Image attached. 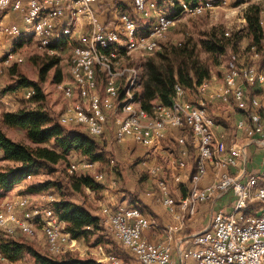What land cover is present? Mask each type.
<instances>
[{
    "label": "built area",
    "instance_id": "2783aa9c",
    "mask_svg": "<svg viewBox=\"0 0 264 264\" xmlns=\"http://www.w3.org/2000/svg\"><path fill=\"white\" fill-rule=\"evenodd\" d=\"M100 1L0 0V50L7 51L9 56L12 54L13 50L7 49V42L18 30L25 26H31L30 17L41 8H49V15L38 24V27H45L46 37L49 34H55L60 28H67L69 31L70 20L79 19V28L76 34L78 36V31H85L84 40L87 41L89 54H93V50H105V52L114 55L116 51L136 46L141 40L148 39L150 35H139L137 43L125 45V31L129 25L127 14L130 12L120 11L111 21L102 22L99 12L94 7ZM200 6L223 8L225 0H219L215 4H202L201 0H183L182 12L190 14L193 8H200ZM131 8L133 13L139 15L137 2L131 4ZM155 10L162 13L161 9L155 8ZM12 15H15V18ZM82 15H89V22H82ZM162 16V25L171 24V20H166V13H162ZM142 18L146 19V17ZM16 19H19L20 22H17ZM43 46L46 47V45ZM68 47L69 44L66 42L65 48ZM230 54L232 57V53ZM81 67H84V74L77 75L79 77L77 87L80 88V96H83L81 109L90 110V105H101V112L94 113V118L79 116V110L62 108L59 112H63V117H71L72 121L90 120L94 127L100 130L99 138H104L108 132H111L115 143L132 139L138 145L156 147L163 142L167 135H157L158 125L170 123L171 129H183L184 125L190 127L197 150L196 160L200 162V171L195 180H190L188 195L179 202L178 209L177 206L169 205V198L173 197L170 195L168 183L161 179L157 181L163 203L168 206L175 220V223L169 227L170 239L172 233L185 224L186 217L196 213L198 203L220 198L227 192L233 194L234 200L230 209H217L212 216L210 225L194 235V247L182 250L181 257L194 259L197 264H242V262L264 264V175L250 174L242 178L227 171L228 167L238 165L240 157L244 154V149H237L235 146L222 148L224 140L215 134L214 118L208 112L204 93H198V97L194 99L190 98L189 91L186 89V95H179V88L185 87L176 84L173 101L178 104V113H174L173 119H164L163 116L159 120H151L150 111L147 115H137L133 111V119L149 120V128L140 127L139 131H132L129 127L128 131H120L118 120L121 119L112 118L115 101L100 103L99 78H91V71H100L101 77L102 70L93 69V65ZM245 70L255 71V79L245 78ZM223 79L222 96L211 97L209 94V98L223 103H232L240 112L251 111V116L254 117V125L251 129H244V120L242 119L237 122V127L242 130L254 131V142L264 149V117L261 113L263 104L258 96H250L248 92L249 87L259 90L264 87V49L256 52L250 60H244V63H233L232 69H227V72H224ZM107 83L112 84V71H109ZM60 85L65 89L64 99H68L66 83L60 82ZM59 121L62 123V120ZM136 134H146V143L136 142ZM177 140L180 150L176 164L184 166L189 152L186 141H180V136ZM208 148H215V160H207ZM209 162L216 163L220 169L219 175L213 183L200 187L199 182L206 173ZM89 163L93 162H85L84 167L89 168ZM159 169L158 166H153L149 169V173L156 176L160 172ZM98 177L101 180L103 176L98 175ZM174 181L177 182V175L174 177ZM243 205H252V213L242 215L240 206ZM104 208V216H113L117 220V230H111L113 234L116 236L117 233H124L131 238V246L126 249L134 255L139 264L172 263L173 252L169 243H165V247L161 250H153V242L144 239L143 231L150 226V220L137 218L135 212L123 205H120V211L117 212H110L109 206ZM1 219H10V226L31 222L34 230L41 234H53L52 224L55 221L64 222L54 219L48 213L46 203L40 206V215H33L32 209L18 212L17 207L15 212L1 210ZM131 226H138V234H131ZM0 229L7 232V227H0Z\"/></svg>",
    "mask_w": 264,
    "mask_h": 264
},
{
    "label": "rangeland",
    "instance_id": "374dc122",
    "mask_svg": "<svg viewBox=\"0 0 264 264\" xmlns=\"http://www.w3.org/2000/svg\"><path fill=\"white\" fill-rule=\"evenodd\" d=\"M177 1L164 2L167 12L174 15L176 19L174 25L159 41L160 47L152 53H137L132 56L131 62L138 68L140 75L136 90L138 100L146 79L147 63L150 59H156L159 53H163L165 47L168 51H171L168 54L176 63L190 54L192 59L197 60L196 66H199L201 70L204 68L209 70L210 77L201 84L206 87L204 93L207 94L213 91L217 87L216 85L223 80L230 53L240 54L242 61H244L247 59L248 52L257 46L251 44L254 42V35L248 23L247 13L251 6H258L262 9L264 0L225 2L223 8L215 7L211 11H205L199 15L183 13L182 5L178 4ZM263 15L264 13L260 12V25L264 33V20L261 22V19L264 18ZM139 24L147 27L148 23ZM25 36L21 42L13 47L15 56L12 61L9 64L0 63V126L13 140L33 146L34 144L29 141L25 131L5 126L2 122L3 115L7 112L33 109L39 104L31 98H26L28 88L31 87L14 89L13 85L17 83L20 77L39 82V86L45 94V100L40 102L43 109L48 110L51 115L55 114L57 116L66 103L63 97L64 86L60 85V82L67 85L71 81L68 64L70 51L68 48L63 49L59 46L40 48L34 32H28ZM262 43H264V36ZM213 44L223 46L225 50H207V45ZM51 61H55V66L42 75L41 69ZM5 89H8V91L4 94ZM199 90L200 85L197 84L189 87L190 98L196 99ZM65 127L71 130L76 128L72 126ZM106 136L104 139H99L104 142L97 150L100 158L94 161L89 168L84 167V163L88 160L80 152L74 151L67 154L66 159L58 163L43 162L36 172L26 175L20 182L16 183V186L15 184L12 186L15 192L5 191L0 187V212L3 210V201L7 197L21 195L37 198L40 194L53 193L57 200L66 199L77 204L86 205L89 209L98 211L100 214L106 199V194L103 191L108 187L110 188V185L111 188L116 184L119 186L124 185L125 177L126 180L128 179L127 181H131L132 176L137 178L141 175L139 178L140 183L148 177L147 173L138 172L140 159L132 153L133 149L131 148L137 147L134 141L125 139L115 143L110 132ZM43 145L53 147V142L44 143ZM123 145L128 151L123 148ZM16 166V163L3 160L0 157V170ZM88 174L94 177L98 188L91 189L83 186L80 190H76L72 187L75 179ZM95 174H102V179L97 180ZM99 219L97 228H91V232L86 237L71 240V246L67 251L54 255L56 259H93L97 263L112 264L109 261H98L97 258L103 252L105 255L111 254L118 258H125L126 251L124 253L121 243L109 228L108 222L102 216V213ZM19 237L16 236L15 238L18 239V242L33 245L40 253L53 255L47 251L46 246L44 247L40 237L32 240L22 238L21 235ZM8 241L11 240L8 239ZM8 241L6 240L1 244ZM0 264L39 263L33 254L25 249L19 259L7 258V261H0Z\"/></svg>",
    "mask_w": 264,
    "mask_h": 264
},
{
    "label": "bare ground",
    "instance_id": "6f19581e",
    "mask_svg": "<svg viewBox=\"0 0 264 264\" xmlns=\"http://www.w3.org/2000/svg\"><path fill=\"white\" fill-rule=\"evenodd\" d=\"M167 0H132L133 4L138 3L139 15L149 19L147 27L141 26L139 22L127 14L128 26L125 31V45H134L139 41V35L148 36V39L141 40L136 46H130L126 49L116 51L114 55L105 50H93V54H89L87 49V41L85 38V31H78L79 19L70 20L69 31L67 28H60L55 34H49L46 37L45 27H38L44 19L49 15V8H41L33 13L30 17L31 26H25L18 30L13 36L16 37L15 43L7 46L8 50H13V47L26 37L28 32H34L38 39V45L40 48L48 47H62L66 46V42L69 44L70 58H69V74L71 81L66 85V91L68 93L69 102L64 105L63 108L71 110H79V116H85L86 118H94V113L101 112V105H90V110L81 109L83 105V96H80V88L77 87L79 84V77L77 75L84 74V67L93 65V69L102 70L101 77L100 71H91V78H99V102L109 103V101H115L113 105L112 118L121 119L118 120V129L120 131H128L131 127L132 131H139L141 128H149V120H137L133 119V111L137 115H147L150 111L151 120H159L164 116V119H173L174 113H178V104L172 102L170 105H165L160 102H154L149 110L142 109L140 101L138 100L137 87L139 85V71L138 68L131 62L132 56L137 53H152L160 47L159 41L163 38L166 32L174 25L176 17L167 12L164 2ZM202 4H215L219 0H201ZM237 2L239 0H225V2ZM152 2V3H149ZM178 4L182 5L183 1ZM155 8L161 9L162 13H166V20H171V24H163L162 13H159ZM215 7L211 6H200V8H193L191 14L199 15L205 11H211ZM140 17V16H139ZM89 22V15H82V22ZM262 22V21H261ZM161 27V29H160ZM43 45H46L43 46ZM67 49V48H65ZM259 50L253 47L247 55L246 60H250L254 57V54ZM4 52V55H3ZM15 54L9 56L7 51L0 50V63L9 64L14 58ZM240 54L232 53L229 56L226 63L227 69H232L233 63H244ZM109 71H112V84H108ZM245 78L255 79V71L245 70ZM109 91V92H108ZM34 94L32 88H28L26 98L30 99ZM108 94V95H107ZM179 95H186L184 88H179ZM65 96V89L63 87V97ZM222 96V89L212 93V97ZM121 98V99H120ZM168 111H165L167 110ZM247 113L248 122L246 129H251L254 125V117L251 116V111H244ZM62 120V123L59 121ZM58 121L63 126L81 127L86 130L90 135L100 137V130L94 127L90 120L78 119L72 121L71 117H63V112H59ZM213 126L215 122L213 120ZM171 129L170 123H163L157 126V135L166 134L167 130ZM249 136H254V131L246 130ZM180 141H185V138L180 137ZM136 142L146 143V134H136ZM222 148H225V143L222 141ZM215 158V148H208L207 160H213ZM93 163H89L91 167ZM200 162L197 161V171L192 176L191 180H195V177L199 175ZM99 176L102 174H95V178L99 180ZM264 175V172L263 174ZM19 198V204H18ZM57 198L53 193L40 194L37 198L25 197V196H11L7 197L3 201V210L8 212H15L18 207V212H25L27 209H32L33 215H40V206L46 203V209L48 213L53 216L54 219L60 220L58 213L55 209V202ZM123 205V204H122ZM169 205H174L173 198H169ZM130 211L136 213L137 218H145L150 220L145 213L135 206H127ZM110 212L120 211V205L115 208H110ZM103 215H105V208L102 209ZM240 213L242 215H249L252 213V205L240 206ZM1 215V212H0ZM109 228L111 230H117V220L113 216H106ZM0 227H7V232L4 229H0V244L6 239L14 236H26L28 238H35L40 232L34 230V226L31 222H24L23 224H14L10 226V219H1ZM53 234H41L43 235L45 246L48 252L53 255L67 251L71 246V239L68 233L64 230V223L62 221H55L52 224ZM66 234V235H64ZM131 234H138V226H131ZM124 248L131 246V238L124 233H117L115 236ZM165 247V244L153 243V250H161ZM264 249V242H263ZM115 255L109 256V261L115 264ZM0 261H7L6 257L0 252ZM116 264H120V260L116 259ZM242 264H251L250 262H242Z\"/></svg>",
    "mask_w": 264,
    "mask_h": 264
},
{
    "label": "trees",
    "instance_id": "16d2710c",
    "mask_svg": "<svg viewBox=\"0 0 264 264\" xmlns=\"http://www.w3.org/2000/svg\"><path fill=\"white\" fill-rule=\"evenodd\" d=\"M260 12L261 9L258 6H251L247 13L248 23L254 35V42L251 44L257 45L258 47L256 46V48L258 50L264 49V43H262L264 33L260 25ZM206 48L209 51L225 50L223 46L216 44L207 45ZM164 49L165 51L167 50L166 47ZM165 51L159 53L156 59H150L147 63L146 79L139 98L140 105L144 110H149L154 102L170 105L174 97L176 84L182 85L186 90L193 84L201 86L202 82L210 77L209 70L206 68L201 70L199 66H196L197 60L192 59L190 54L176 63L168 54L171 51L167 50L166 53ZM55 64V61L47 63L41 69V74L43 75ZM19 87H31L34 91L31 99L39 104L29 110L7 112L3 115L2 122L5 126L25 131L27 138L34 145H26L13 140L0 126V157L3 160H9L17 164L16 167L0 170L1 188L5 191L10 190L14 184L20 182L26 175L36 172L43 162L58 163L66 159L67 154L71 151L80 152L88 162H94L100 158L97 150L104 142L99 139H104L105 137L92 136L81 127L71 130L58 123V114L57 116L55 114L51 115L48 110L43 109L40 103L45 100V94L39 86V82L20 77L17 83L13 85L14 89ZM7 91L8 89H5L4 94ZM183 131L194 141L189 126L184 125ZM51 141L53 142V147L43 145ZM83 186L91 189L98 188L96 180L91 174L82 175L72 183V187L76 190H80ZM122 191L123 194L120 201L127 200V190L123 188ZM122 204L124 205L121 202L117 206ZM125 205L132 206L131 201H128ZM55 209L59 219L64 221V230L69 234L71 240L88 236L91 228H97L100 220L98 216L93 215L85 206L66 199L57 200ZM15 238L16 236L6 238L3 242L8 241V239L11 241L0 244V252L6 259H19L21 253L26 249L33 254L39 264H101L93 259L66 258L59 260L54 255L40 253L33 245L18 242V239ZM22 238L34 239L26 236ZM19 239L21 240L20 237Z\"/></svg>",
    "mask_w": 264,
    "mask_h": 264
},
{
    "label": "crops",
    "instance_id": "0c3cea01",
    "mask_svg": "<svg viewBox=\"0 0 264 264\" xmlns=\"http://www.w3.org/2000/svg\"><path fill=\"white\" fill-rule=\"evenodd\" d=\"M167 1L169 2L170 0ZM181 1L183 0H178L177 2L179 3ZM131 4H133L132 0H101L98 4H95L94 7L96 8V11L99 12L102 22L107 20L111 21L116 17L118 12L126 11L130 12L131 16H133L139 23H149V19H144L140 15L133 13L131 10ZM261 13H264V5L261 9ZM12 17L15 18V15H12ZM16 20L17 22H20L19 19ZM263 20L264 18L261 19L262 22ZM15 40L16 37L13 36L7 42V46L11 45L12 42L15 43ZM223 80L216 85L217 87L213 91H210L207 94L204 93L206 87L203 85L200 86L198 92L204 93L208 112L214 118L213 120L216 125L215 134L217 137L224 140L225 148L235 146L237 149H244V154L240 157L238 165L228 167L227 171L231 174H237L242 178L250 174L261 176L264 172V149L254 142V136H249L246 133V130L237 127V122L242 119L244 120V129H246L248 122L247 113L238 111L232 103H223L209 98V94L212 97V93L221 89ZM263 88L259 90L257 88L249 87L248 92L250 96H258L261 99L263 104L261 113L264 117ZM197 97L198 96H196V98ZM68 102L69 101L66 100V103ZM166 134L163 142L156 147H145L134 142L137 147L131 148L133 149L132 153L140 159L138 172L147 173L148 177L141 183L139 182L140 175L137 178L132 176L131 181H127L128 179L126 180L125 177L124 185L119 186L116 184L111 188V185L109 184L111 189L108 187L103 191L106 194V199L102 207L109 206L110 208H115L121 202L127 203L128 201H131L132 206H138L143 214L145 213V215H147L146 217L150 219V226L143 231L144 239L157 244L169 243L173 252V261L171 264H197L196 261L190 260V258H182L181 251L194 247V235L203 231L210 225L212 216L217 209L223 208L224 210H229L234 197L231 192H227L220 198L198 203L196 213L193 216L186 217L185 224L179 230L174 231L172 233V238L170 239L169 227L175 223V220L168 206L163 203L157 181L161 179L168 183L170 195L173 197L174 205L177 206L178 209L179 202L188 195L190 180L194 173H196L197 150L195 142L191 140V137L186 134L183 129L172 128L167 130ZM179 136L185 138L186 147L189 152L184 166L176 164V159L178 158L180 150V144L177 140ZM123 148L128 151L124 145ZM72 152L74 151H71L70 153ZM213 160H215V158ZM153 166H158L160 168V172L156 176L149 173V169ZM219 172L220 169L216 166V163L209 162L206 173L199 182V186L205 187L213 183L217 179ZM176 175L177 182L174 181ZM16 185L17 184H15V186ZM123 188L128 192L127 200L120 201L123 194ZM8 191L12 192L14 190L11 188ZM83 206L95 216L99 217L102 213L103 208H101V213L99 214L98 211H93L86 205ZM102 216L106 219V216H104L103 213ZM36 237H40L45 247L43 235H37ZM123 250L124 253L126 251V257H117L120 260V264H139L131 252L124 247ZM104 255L105 253L103 252L102 255L97 258L99 262L109 261L108 258L111 254L105 255L107 257Z\"/></svg>",
    "mask_w": 264,
    "mask_h": 264
}]
</instances>
